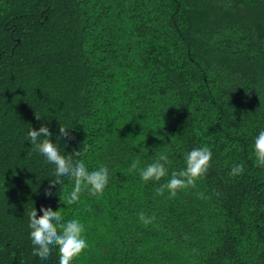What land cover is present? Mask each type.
<instances>
[{
	"label": "trees",
	"instance_id": "obj_1",
	"mask_svg": "<svg viewBox=\"0 0 264 264\" xmlns=\"http://www.w3.org/2000/svg\"><path fill=\"white\" fill-rule=\"evenodd\" d=\"M35 114L68 128L62 158L109 168L102 193L61 209L85 225L73 264H264V167L250 158L264 0H0V264H40L28 216L62 206L45 199L53 170L25 139ZM204 145L206 172L175 196L156 193L168 177L131 168L166 152L170 176Z\"/></svg>",
	"mask_w": 264,
	"mask_h": 264
},
{
	"label": "clouds",
	"instance_id": "obj_2",
	"mask_svg": "<svg viewBox=\"0 0 264 264\" xmlns=\"http://www.w3.org/2000/svg\"><path fill=\"white\" fill-rule=\"evenodd\" d=\"M35 116L40 120V125L34 127L31 124L26 131L25 139L40 154L44 165L53 170L47 178H53L55 182L44 192L45 199L50 201L54 196L59 195L62 206L58 210L41 209L39 214L35 210L28 216L32 256L40 264H48L52 250L56 249L58 264H73L74 259L88 247L85 225L76 216L66 218V214H63L61 209L78 203L81 194L85 191L92 195L102 193L109 183V168L100 164L96 168L89 169L83 158L75 160L62 158L57 145L61 142L71 143L67 135L68 128L63 127L59 133H53L49 128V120L42 119L38 114ZM54 135L57 136L56 146L49 142L53 140ZM74 151L77 156L83 155L79 148ZM84 151H87V145ZM211 156V149L207 145L185 151L184 167L173 170L170 176L168 169L170 160L166 152H159L152 162L142 167L139 166L140 161L134 159L131 168L138 169L141 180L145 182L160 181L161 178L168 177L156 189V193L163 195L167 190L169 195L175 196L179 189L193 185L195 180L206 172ZM250 158L257 166L264 167V128L253 137ZM243 171V163H236L232 165L230 174L236 176ZM138 218L144 224L150 223L152 219L143 211L138 213Z\"/></svg>",
	"mask_w": 264,
	"mask_h": 264
}]
</instances>
